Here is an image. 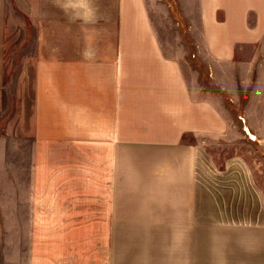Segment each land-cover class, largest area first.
<instances>
[{"label": "crops", "instance_id": "1", "mask_svg": "<svg viewBox=\"0 0 264 264\" xmlns=\"http://www.w3.org/2000/svg\"><path fill=\"white\" fill-rule=\"evenodd\" d=\"M8 34L36 82L21 132L33 175L0 177V217L56 232L29 264H264L250 164L200 157L237 120L264 144V0H0V59ZM72 111L89 133L47 125ZM2 133L0 164H20Z\"/></svg>", "mask_w": 264, "mask_h": 264}, {"label": "rangeland", "instance_id": "2", "mask_svg": "<svg viewBox=\"0 0 264 264\" xmlns=\"http://www.w3.org/2000/svg\"><path fill=\"white\" fill-rule=\"evenodd\" d=\"M15 36V45L18 40L23 36L21 33L13 34ZM8 50L6 55L0 59V64L4 66L5 72L0 73V135L2 132L7 131L6 143L9 146L10 159H17L20 164H0V177L16 176L19 177L20 182L32 176L31 164H21L28 162L31 159V153H28V149L31 146L30 137L21 134L22 129L27 128L28 122L26 121V111L31 108L32 99L36 94L35 78L33 82L32 74L17 73L16 70L20 64L19 58H13L10 55L12 52L10 49L12 36L8 34ZM19 62V63H18ZM57 91V90H55ZM74 108V106H69ZM69 116V115H68ZM76 114L72 111V114L67 120H62L58 114L53 116L52 120H48L49 124L54 128H51L56 134L68 132V134L74 135L75 132L79 134L89 133V121L86 119H76ZM80 117V116H79ZM237 122L241 125L238 128L242 131V136L239 137L238 128L231 129L230 135L227 140L221 144L209 143L204 144L202 154L200 155L202 164H231V161L237 160L241 164H250L258 185L264 190V144L260 143L257 139H252L245 131V123L240 120ZM12 130L13 133L10 131ZM15 131L18 132L16 136ZM5 135V134H4ZM1 137V136H0ZM186 141H192L191 136L185 137ZM17 146V149H14ZM13 147V148H12ZM76 156H79L78 154ZM153 156L148 155L149 157ZM50 157V154H49ZM90 155L88 152H84L81 156L84 164H89ZM74 159V158H73ZM77 159V157H76ZM201 161V162H202ZM48 175H53V172H47ZM118 178L116 177V193L123 185L126 178L122 177L121 172L118 170ZM144 173V171H143ZM147 177L145 179L142 193H147V197L153 199L155 195V185L153 183V170L147 168ZM121 175V176H120ZM136 175L132 171L131 178V192H134V184ZM121 181V183H118ZM7 188V186H3ZM20 193H26V185L19 184ZM131 207H139L137 202L131 201ZM121 205V204H120ZM116 203V207H120ZM146 207H155L154 201L147 202ZM16 220V226H10V222ZM47 220L48 218H42ZM2 223L0 232V264H29L32 259L31 254H38L39 256L43 252V248L47 247L50 243L47 240L50 236H54L56 232L51 233L48 229V225L37 227L34 230L29 227L28 218L26 217H0ZM46 238V240L42 239Z\"/></svg>", "mask_w": 264, "mask_h": 264}, {"label": "water", "instance_id": "3", "mask_svg": "<svg viewBox=\"0 0 264 264\" xmlns=\"http://www.w3.org/2000/svg\"><path fill=\"white\" fill-rule=\"evenodd\" d=\"M244 127H245V131L248 133V135L251 137V134L249 133V131H248V129H247V127H246V125H244ZM252 138V137H251ZM253 139V138H252Z\"/></svg>", "mask_w": 264, "mask_h": 264}, {"label": "bare ground", "instance_id": "4", "mask_svg": "<svg viewBox=\"0 0 264 264\" xmlns=\"http://www.w3.org/2000/svg\"><path fill=\"white\" fill-rule=\"evenodd\" d=\"M250 133V132H249ZM251 134V133H250ZM251 137L253 138V139H256L252 134H251Z\"/></svg>", "mask_w": 264, "mask_h": 264}]
</instances>
